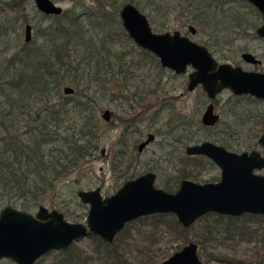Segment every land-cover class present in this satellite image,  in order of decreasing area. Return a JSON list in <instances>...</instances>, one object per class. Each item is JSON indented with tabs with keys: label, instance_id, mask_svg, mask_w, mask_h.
Listing matches in <instances>:
<instances>
[{
	"label": "rangeland",
	"instance_id": "rangeland-1",
	"mask_svg": "<svg viewBox=\"0 0 264 264\" xmlns=\"http://www.w3.org/2000/svg\"><path fill=\"white\" fill-rule=\"evenodd\" d=\"M53 1L62 6L63 10L73 11L78 0ZM80 1L88 6H95L94 0ZM119 1L105 4L107 15L114 18L115 25L120 20L119 11L122 4L127 2ZM131 1L139 3L137 4L139 9L147 15L150 26L155 32L179 29L195 42L206 44L216 58L232 63L239 62L244 68H252V65L241 61L240 53L243 51H249L264 59V39L255 34V29L262 22L261 14L248 2L239 0L220 2L219 0L211 4L208 9L210 19L193 23L196 33L192 35L186 27L181 25L182 15L187 12L185 5H182L183 11L180 13L173 8V0ZM114 2H119L117 8ZM75 10L81 13L80 7H76ZM165 11L168 13L166 14ZM17 18H20L19 21ZM43 21L40 18V10L33 0H0V66L2 68L8 65L12 54L26 47L28 41L25 39V26L27 23H31L33 28L32 39L29 42L40 44V24ZM49 21V18L46 19L47 23ZM13 23H15L13 27H9ZM117 31H119L118 28ZM93 32L102 34L95 29ZM119 35L109 37L112 44L104 46L109 50L105 55L111 54L117 63L123 62L125 74H118L116 69L104 68L105 70L100 72V78L98 77L100 82L90 86L89 90H85L93 98L86 102L89 103V107L91 106L95 117L96 135L99 138L96 142L97 150L84 160L83 165L79 167L81 171L75 170L55 178L45 193H40L33 187H25V195L23 194L24 196L20 198H10L12 201H7V198L0 199V210L7 205H15L21 210L36 213L40 205H44L48 209L55 208L62 211L66 220L70 222L85 223L87 208L79 203L77 196H73L74 189L86 190L100 186L104 190H114L128 176L123 173L129 165L128 174L151 168L150 170L157 175L155 179L157 187H164L166 180L173 176L175 165L170 161L176 160L180 155L179 152L183 154V147L172 143V138L176 136L179 129L172 135L169 132L170 127L176 125L179 120L190 122V118L194 119L196 116L199 119L206 104L202 103L205 97L200 90L190 92L186 89V76H175L167 68L160 70L154 61L157 58L154 54H152L153 58L147 56L142 52L146 50L136 45L133 40H126L121 32ZM122 53H125V57L120 60ZM85 56L87 58L81 59L82 62L79 64L81 68L88 70L87 62L90 60V52ZM136 60H142L141 63L145 65L132 66L133 62H137ZM91 65L89 71L92 74L95 71V65ZM263 68L264 60L259 69ZM73 74L75 72L65 78L61 85V95H64L62 92L64 86L74 89L70 95L71 100L84 94V87H88V79L91 80L87 72L83 78L80 76V71L76 72V76ZM134 90L139 93L136 97L132 94ZM58 102H61L60 99L54 98L48 103ZM215 105L216 111L220 114V120L216 125L206 128L195 124L188 130L200 141L210 140L218 144L229 142L232 147L228 149L236 152L250 149L251 144L256 143L258 135L264 132V101H256L248 97L235 98L229 90L224 89L217 95ZM50 107H48L49 110H52ZM196 107H198V115L195 114ZM103 109L111 112L107 122L101 116ZM74 112L71 111L68 117H65L67 121L59 128L52 130H56L57 136H67L68 131L65 129L69 124L81 123V119L74 118ZM133 118L136 120L137 130L122 134L126 124ZM170 119L171 125L168 123ZM256 131L254 139L253 135ZM148 133L154 135V140L138 153L135 146L139 141L144 140ZM57 141L59 140L47 143L46 148H50ZM257 147L262 149L264 154V147ZM120 149L125 150L124 158L119 153ZM55 157L57 154L53 153L50 158ZM180 160L177 161L178 164ZM218 177V167L207 165L202 173L194 178V181L203 183L213 178L216 180ZM22 205L30 206V208H24ZM150 216L133 221L130 225L131 238L127 239V244L124 246L125 256L130 264H158L176 251L178 246L181 247L184 244L176 233L164 224H159L156 230L157 240L154 245H149L148 241L152 238L150 224L152 217ZM213 217L211 216L209 220ZM191 225L187 236L191 241H196L202 232V222H194ZM248 228L251 233L246 230L232 236H226L223 229L218 231V228V232L213 233L210 239L203 238L202 244L199 245L201 259L205 264H235L239 261L245 264H256L258 259L264 258V220L251 218ZM95 243L96 240H90L89 237L77 240L71 251L77 250L82 258L74 256L71 264H81L83 260L85 264H103V257L94 253ZM61 257V252L51 251L40 257L35 264H59ZM0 264L17 263L5 258L0 261Z\"/></svg>",
	"mask_w": 264,
	"mask_h": 264
},
{
	"label": "water",
	"instance_id": "water-1",
	"mask_svg": "<svg viewBox=\"0 0 264 264\" xmlns=\"http://www.w3.org/2000/svg\"><path fill=\"white\" fill-rule=\"evenodd\" d=\"M44 15H60L62 6L53 0H33ZM261 14L262 24L256 29L264 38V0H247ZM121 24L128 37L140 48L151 52L164 68L176 74L192 68L188 89L200 84L209 98L223 89L232 93L250 94L264 99V72H254L230 63H219L205 45L199 44L178 30L155 32L147 16L130 2L119 11ZM192 28V26H191ZM26 41L32 39V24L25 26ZM193 31V29H191ZM246 62L258 60L251 53H243ZM64 93H73L69 86ZM102 117L109 118V111ZM218 119L209 105L202 116L205 125H213ZM264 137V135H263ZM153 135L140 143L142 149ZM264 143L262 140L260 141ZM186 153L202 154L210 158L220 169L217 182L196 183L183 180L174 193L154 185L155 174L147 172L127 180L114 194L102 198L99 188L78 190L79 200L88 204L85 223L69 222L55 209L40 206L31 213L7 205L0 210V261L9 258L17 264H35L41 256L52 250H64L88 232L111 241L127 223L141 216L154 213H172L184 227H189L199 217L209 212L238 216L243 213L264 216V174L254 170L264 169V157L252 149L240 153L226 150L209 141L188 146ZM197 244L189 242L160 264H203L198 257Z\"/></svg>",
	"mask_w": 264,
	"mask_h": 264
},
{
	"label": "trees",
	"instance_id": "trees-1",
	"mask_svg": "<svg viewBox=\"0 0 264 264\" xmlns=\"http://www.w3.org/2000/svg\"><path fill=\"white\" fill-rule=\"evenodd\" d=\"M94 1L95 6H88L78 0L74 8L80 7L81 13L75 9L69 10L71 12L63 10L60 15L50 16L40 12V18L44 20L40 24V44L26 42V47L11 55L5 68L0 66V199L7 198V201H12L10 198H20L25 195V187H33L40 193H45L55 178L75 170L81 171L79 167L83 165L84 160L97 150L96 142L99 138L96 135L95 117L91 106L89 107V103L86 102L93 98L85 90L99 83L100 72L107 68L116 69L118 74H125L123 62L117 63L111 54L105 55L109 50L104 46L112 44L109 37L113 34L120 36L119 32L126 40L130 38L121 21L118 20L115 25L114 18L107 15L105 4L116 0ZM121 1L132 2L131 0L119 2ZM119 2H114L115 8ZM215 2L219 0H173L172 6L181 13L182 5H185L187 12L182 15L181 25L186 26L188 23H201L210 19L208 9ZM137 4L139 3H134L139 9ZM48 18L50 21L47 23ZM19 19L17 18V21ZM15 23L9 27H13ZM94 29L102 34L94 33ZM89 52L90 60L87 65L89 69L92 67L91 64L95 65L92 74L89 69L85 70L79 64L82 62L81 59L87 58L85 55ZM142 52L153 58L152 53ZM121 55L120 60L125 57V53ZM136 61L132 66L145 65L141 63L142 60ZM154 61L160 70L165 69L157 58ZM73 64L75 65L72 66ZM77 71H80L82 78L86 72L89 73L91 80L88 79L89 86L84 87V94L71 100L69 98L71 96L61 95V85L72 73L75 72L73 75L76 76ZM54 98L60 99L61 102L50 103V107L48 102ZM71 111H75L74 118L81 119V123L69 124L65 129L68 135L57 136L56 130H52L67 121L65 117H68ZM55 140L59 141L47 149L46 144ZM53 153L57 154V157L51 159ZM188 175L182 173L181 177H189ZM179 179L175 181L176 184ZM171 182L164 185L168 191H173L176 187ZM75 191L76 189L72 192L73 196ZM22 207L30 208L24 205ZM211 216L214 217L209 220ZM150 217H152L150 245L157 240L156 230L159 224H164L176 233L182 242L190 241L187 233L192 225L182 226L173 214H154ZM251 218L264 220L263 215L249 213L241 217L206 214L195 221L202 222L201 235L195 242L198 246L201 245L203 238L210 239L213 233L220 229H223L226 236L246 230L251 233L247 222ZM236 220L240 222H235ZM67 252L68 250L61 252L59 264H71L73 258L69 257ZM81 262L85 264L84 260ZM235 264L245 263L239 261ZM256 264H264V258L258 259Z\"/></svg>",
	"mask_w": 264,
	"mask_h": 264
},
{
	"label": "flooded vegetation",
	"instance_id": "flooded-vegetation-1",
	"mask_svg": "<svg viewBox=\"0 0 264 264\" xmlns=\"http://www.w3.org/2000/svg\"><path fill=\"white\" fill-rule=\"evenodd\" d=\"M239 1H245V2H248L247 0H239ZM127 2H130V1H127ZM124 3H126V2H124ZM123 3V4H124ZM130 3H132L133 5H134V3L133 2H130ZM248 3H250V2H248ZM122 4V5H123ZM251 4V3H250ZM253 5V4H252ZM254 6V5H253ZM255 7V6H254ZM256 8V7H255ZM257 9V8H256ZM140 10V9H139ZM141 11V10H140ZM142 12V11H141ZM146 15V14H145ZM46 16H50V15H46ZM147 16V15H146ZM148 18V17H147ZM149 21V20H148ZM197 23H199V22H197ZM261 24H262V22H261ZM260 24V25H261ZM259 25V26H260ZM191 26H192V28H191ZM258 26V27H259ZM183 27H186L187 28V30H188V32L190 33V34H195L196 33V28H195V26L193 25V23H188L186 26H183ZM257 27V28H258ZM256 28V29H257ZM191 29H193V31L191 30ZM256 29H255V34H256V36L257 37H259L258 35H257V33H256ZM175 30H178L181 34H183V35H186V36H188L189 38H190V36L188 35V34H185V33H182L181 32V30H179V29H175ZM175 30H173V31H175ZM173 31H169V32H173ZM163 32H165V31H163ZM259 38H262V37H259ZM191 39V38H190ZM264 39V38H263ZM193 40V39H192ZM194 41V40H193ZM197 43H199V42H197ZM199 44H202V45H205L206 47H207V49L210 51V53L212 54V56L219 62V63H223V62H226V63H230V64H232V65H238V66H241L242 67V65L239 63V62H236V63H232V62H229V61H224V60H221V59H219V58H216L215 57V55L213 54V51L212 50H210L209 49V47L206 45V44H203V43H199ZM251 53V52H249V51H243V52H241L240 53V59H241V61H244L243 60V58H242V54L243 53ZM252 55H254V57L258 60L256 63H250V62H246V61H244L245 63H247V64H251L252 65V68H244V67H242L243 69H245V70H248V71H254V72H264V68L263 69H259L260 68V66H262V63H263V60L264 59H261V58H259V57H257L255 54H253V53H251ZM168 69V68H167ZM191 70H192V68L190 67V66H188L187 67V69H186V72L185 73H181V74H176V73H174L172 70V72H173V74L175 75V76H180V75H184V76H186V89L188 90V91H194V90H200V92H201V94L205 97V99L203 100V105L205 104V107H204V109L202 110V113H201V115H200V118L198 119V117L196 116V118H194V119H192V118H190V122L189 121H185V120H179L178 121V123L176 124V125H174V126H171L170 127V130H169V132H170V134H175V132H176V136H173V144L174 145H176V144H180L181 145V147H183V154H181L180 152H179V154L180 155H178V158L176 159V160H171L170 162L172 163V164H174L175 165V172L173 173V176L171 177V178H169V179H167L166 180V182L165 183H167V182H169V181H172L171 182V184L173 185V183L176 181V180H178L179 178V181L177 182V184L175 183V188H174V190L173 191H168V190H166L164 187H157L156 186V184H155V179H156V173L154 172V171H152V170H150L151 168H149V169H147V168H145V169H142V170H140V171H136V172H134V173H132V174H128L129 172H128V168H130V165L129 166H126V168H125V170H124V173L123 174H125V175H128L126 178H124V180H123V182L121 183V185L118 187V188H116V189H107V190H104L103 188H101L100 186H95V187H93V188H89V189H86V190H94L95 188H99V193H100V195L102 196V198H106V197H109V196H111L112 194H114L117 190H119V188L123 185V183L124 182H126L127 180H130V179H134V178H136V177H138V176H140V175H142V174H145V173H147V172H153L154 174H155V179H154V185L157 187V188H161V189H163V190H165V191H167V192H169V193H174V192H176L177 190H178V188H179V186H180V184H181V182L183 181V180H190V181H193V182H196V183H200V182H197V181H194V178H196L197 176H199V174L200 173H202V171L206 168V166L207 165H213V166H216V167H218L210 158H208V157H206L205 155H202V154H189V153H186V148L188 147V146H192V145H196V144H200V143H202V142H204V141H209V142H212V141H210V140H202V141H200L197 137H196V135H193L194 133H192L191 131H189L188 129L189 128H191V127H193L195 124H198V125H201L202 127H206V128H211V127H213L214 125H216L218 122H219V120H220V114L216 111V105H215V103H216V99H217V95L219 94V93H221L222 91H220L219 93H217L213 98H209L208 97V95H207V93L203 90V88H202V86L200 85V84H197L196 86H194L193 87V89H188V84H189V76H188V74L191 72ZM186 74V75H185ZM227 90H229V89H227ZM230 91V90H229ZM62 92H63V90H62ZM140 92V91H139ZM230 93L235 97V98H240V97H248V98H250V99H252V100H256V101H264V99H261V98H256L255 96H252V95H250V94H239V95H236V94H234V93H232L231 91H230ZM63 94L65 95V96H70L72 93H64L63 92ZM132 94L134 95V97H136V95L138 96L139 95V93L138 92H136L135 90L134 91H132ZM64 95H62V96H64ZM70 98V97H69ZM70 100V99H69ZM209 105H211L212 106V112H213V114H216L217 116H218V119H217V121L213 124V125H205L203 122H202V116H203V114L205 113V111H206V109H207V107L209 106ZM171 107V106H170ZM104 110H106V109H103V111ZM108 110V109H107ZM103 111H102V113H101V116H102V114H103ZM109 111V118H108V120H105L103 117V120L105 121V122H107V121H109V119H110V116H111V112H110V110H108ZM259 114H261L262 112H258ZM195 114H197L198 115V107H196L195 108ZM168 122V121H167ZM170 125H171V119H170V121L168 122ZM167 123V124H168ZM169 125V126H170ZM137 130V127H136V120H134V118L131 120V122H128V124H126V126L124 127V131L122 132V134H127V133H130V132H134V131H136ZM127 132V133H126ZM191 132V133H190ZM153 135L152 133H148L147 135H146V138L144 139V140H141V141H139L137 144H136V146H135V149L137 150V152L138 153H140V152H142L143 150H144V148L148 145V143L149 142H151L152 140H154V135H153V139L151 140V141H149L146 145H144V147L142 148V149H139V145H140V143H142V142H144L146 139H147V137H148V135ZM257 134V131L255 132V134L253 135V138L255 139V135ZM183 135H185V136H183ZM263 135H264V132H261L259 135H258V137H257V141H256V143H253V144H251V146H250V149H248V150H242V151H240V152H243V151H250V150H252V149H256V150H258L260 153H261V155L264 157V154H263V152H262V149L260 150L257 146H259V147H264V143L262 144L260 141L262 140L263 142H264V137H263ZM212 143H214V144H216V145H219V146H222V147H224L226 150H228V151H232V152H236V151H233V150H230V149H228V147L230 148V147H232V144H230L229 142H225V143H223V144H218V143H216V142H212ZM226 145V146H225ZM240 152H237V153H240ZM119 153H120V155L121 156H123V158H124V154H125V150H119ZM181 159V160H180ZM180 160V162H179V164L177 163V161H179ZM129 163H127V165H128ZM218 169H219V167H218ZM254 172L255 173H257V174H264V169H261V170H254ZM182 173H185V174H189L188 176L189 177H181V174ZM122 175V174H121ZM220 177H221V174H220V169H219V177L218 178H216V180H215V178H213V179H211L209 182H217V181H219L220 180ZM213 180H215V181H213ZM208 182V181H207ZM203 183H205V182H203ZM165 185V184H164ZM80 190V189H79ZM83 190V189H82ZM77 191L78 190H76V192H75V196H77L78 197V195H77ZM79 199V198H78ZM79 203L83 206V204L84 203H82L80 200H79ZM85 205V207L87 208V210H88V204H84ZM40 206H44V205H40ZM44 207H46V206H44ZM47 208V207H46ZM48 209V208H47ZM52 209H55V208H52ZM52 209H48V210H52ZM55 210H57V209H55ZM58 212H61V213H63L62 211H59V210H57ZM209 213H212V214H219V213H215V212H209ZM209 213H206V214H209ZM64 214V213H63ZM154 214H166V213H154ZM154 214H151V215H154ZM168 214H172V213H168ZM206 214H204V215H206ZM244 214H247V213H243V214H241V215H238V216H232V217H241L242 215H244ZM249 214H251V213H249ZM174 215V214H173ZM203 215V216H204ZM219 215H226V214H219ZM253 215H256V214H253ZM257 215H260V214H257ZM148 216H150V215H148ZM175 216V215H174ZM226 216H231V215H226ZM145 217H147V216H141V217H138V218H135V219H133V220H131V221H128L127 223H125V225H124V227L119 231V232H117L115 235H114V237L112 238V240L111 241H106L103 237H101V236H99V235H97V234H94V233H91V232H88L87 234H86V236H84V237H89L90 238V240H92V239H95L96 240V243H95V245H94V248H93V250H94V253L96 254V255H100L101 257H103V264H130V262H129V260L126 258V256H125V249H124V246L127 244V239L129 240L130 238H131V235H130V232H129V229H130V225L132 224V222L133 221H137V220H142V219H144ZM202 217V216H201ZM64 218L66 219V217L64 216ZM176 218V217H175ZM200 218V217H199ZM177 220V219H176ZM68 221V220H67ZM250 220H247V222H249ZM70 222V221H69ZM195 222V221H194ZM193 222V223H194ZM235 222H240L239 220H236ZM244 234V233H243ZM81 238H83V237H81ZM81 238H79V239H77L78 241L81 239ZM92 238V239H91ZM154 238V237H153ZM76 240V241H77ZM76 241H74V242H72L69 246H68V248H66V249H64V250H52V251H58V252H62V251H66V250H68V256H71V258H74V256L75 257H79V258H82L81 256L82 255H80L79 253H78V251L77 250H75V251H71V250H73V244H75V242ZM150 242V240L148 241V243ZM189 242H194V243H196L195 241H189ZM189 242H187V243H184L179 249H177L176 251H178V250H180L183 246H185L186 244H188ZM197 244V243H196ZM150 245V244H149ZM152 245H154V243L152 244ZM151 245V246H152ZM197 252H198V257H199V259L202 261V263L204 264V261L201 259V257H200V252H199V246H198V244H197ZM176 251H174V252H176ZM51 252V251H50ZM173 252V253H174ZM49 253V252H48ZM172 253V254H173ZM47 254V253H46ZM70 254V255H69ZM172 254H170L167 258H169ZM42 257V256H41ZM88 258V257H87ZM166 258V259H167ZM166 259H164V260H162L161 262H159L158 264H160V263H162L163 261H165ZM83 262H81V264H82Z\"/></svg>",
	"mask_w": 264,
	"mask_h": 264
}]
</instances>
